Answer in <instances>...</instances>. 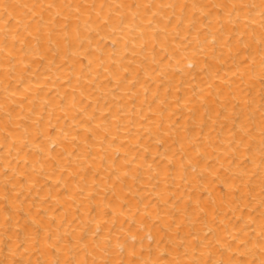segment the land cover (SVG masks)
Wrapping results in <instances>:
<instances>
[{"label":"bare ground","instance_id":"bare-ground-1","mask_svg":"<svg viewBox=\"0 0 264 264\" xmlns=\"http://www.w3.org/2000/svg\"><path fill=\"white\" fill-rule=\"evenodd\" d=\"M262 2L0 0V264L141 256L203 264L209 253L222 258L215 246L197 247L209 229L212 241L231 230L255 243L259 223L245 233L234 225L264 212L253 41ZM233 3L257 7L231 17L223 7L182 12ZM212 168L244 175L243 184H212ZM236 188L240 196H224ZM228 201L241 204L234 219ZM238 251L227 255L259 259L258 250Z\"/></svg>","mask_w":264,"mask_h":264},{"label":"snow or ice","instance_id":"snow-or-ice-1","mask_svg":"<svg viewBox=\"0 0 264 264\" xmlns=\"http://www.w3.org/2000/svg\"><path fill=\"white\" fill-rule=\"evenodd\" d=\"M54 7H58V5L55 4H48L46 6V10H51ZM71 7V6H69ZM95 7V6H93ZM105 6L103 4L100 5V8L103 9ZM111 7V6H110ZM119 8H123L125 7V5H119L117 6ZM140 7H147V8H152L155 7V5H135V8L139 9ZM161 7H167V8H176V7H181L179 4H167V5H161ZM189 7L192 8H198L201 10L203 15L206 16H210L212 15L211 12H208L205 10L206 7H211L213 9L215 8H225V9H231L230 11H228V16L231 17L234 12L236 11H243L245 8H256L257 6L255 4H251V5H246V4H225L223 6L219 5V4H214L211 6H204V5H198V4H192L191 6L189 5H184L182 7V12L187 11V9ZM261 11L259 13L261 21H260V32H259V36L256 37L255 35H253V41L258 44L259 46V52L261 55V84H262V88H261V108L264 109V2L261 3V5L259 6ZM60 14L57 13V16H59ZM41 21H42V17H40ZM111 20V17L109 18V20H104L103 17L100 18V22L103 23L104 25H108L109 22ZM151 23V22H149ZM29 36H31V33H28ZM241 43H243L244 41H240ZM228 44H231V41L228 42ZM91 64V62L89 61V65ZM9 115H11L9 113ZM247 139V134L245 133L244 136L241 137V147H244L243 141ZM40 151H43V148L40 149ZM251 151V146L249 145V152ZM259 152H260V156H261V164L259 165L261 172H264V121H262L261 123V144L259 147ZM166 159V158H164ZM249 159L251 160V156H249ZM2 167V166H0ZM222 167V166H221ZM125 175H127V172H125ZM210 176H214V179L211 180L212 184H222L224 185L225 188H231L233 187V185H235L236 181L239 180L241 184H243V180H244V175L242 174H238L237 176H233V175H226L221 173L220 175H216V169L212 168L211 172H209ZM4 177L5 179H10L12 181L15 180V177H9V174L7 171L4 172ZM28 179L26 178V180L24 181V183H27ZM241 188H236L234 192H225L224 196H231V195H236V196H240L241 195ZM20 194H17V199H19ZM3 200L5 202H7L9 200V196L8 195H4L3 196ZM228 203L231 204H235V208L232 209V213H233V219L235 218V212L240 210L241 204L236 203V201H228ZM212 204H215V201H212ZM224 201H221V206H223ZM251 204V200L249 201L248 204H243V206L245 208L249 207ZM260 208L264 209V181H262V187H261V199H260ZM199 210L200 212H202L204 214V217L207 218L209 215L208 211H205L204 207H201L199 204L196 205V208L193 209V211ZM139 211V209L137 210ZM209 211H214L216 212L217 215H219V208H212L211 206H209ZM254 211L253 212H249L248 216L249 217H253L254 216ZM241 224H244V227H240V225H234V227L238 228L239 231L241 233H245L247 231V228L249 226L252 227L253 232H255V225L257 223H259L260 225V235L257 239V241L254 243L251 240H248L247 238H245L244 236H236L232 233L231 230H228V239L224 240L223 243L220 241L219 238H217L215 241H212L210 239V237L213 235V231L212 229H209V233L208 236L205 237V242L204 243H198L197 247L204 249V248H212L213 246H215V248L219 251V254L222 258L220 259H216L214 256H212L211 253H209L210 255V259H208L207 261H204L203 264H264V212H261V215L259 217V219H250L245 221L244 217L242 216L240 218ZM223 221H220L219 224H222ZM218 224V227H219ZM52 237L49 236V240H51ZM132 239H136V237H132ZM198 239V238H197ZM229 241H231V243H229ZM60 245L56 244L53 245V255L56 254V252L59 251ZM133 250L131 252H129V255L135 257L136 256V252H135V246H132ZM233 248H238L239 251L237 253V255L244 257L247 255H254L255 251L254 250H258L259 251V259H253L251 261H249L248 259H242V260H237L235 258V256H228L227 253L231 252ZM30 264V262H29ZM37 264H39V262H37ZM46 264H98V262L96 260H92L91 262H89L88 260H80L78 258H74V259H68L66 261H62L59 257H57L55 260L51 261V262H46ZM106 264H116V262H113L111 260L107 261ZM118 264H160L159 261H153V260H144L143 256H141L140 258L137 259H133L131 261L128 260H123V261H119ZM168 264H184L183 260H169ZM194 264H201L200 261H195Z\"/></svg>","mask_w":264,"mask_h":264}]
</instances>
